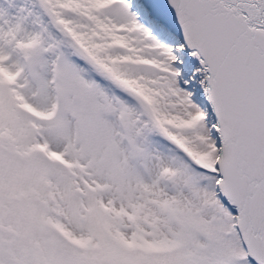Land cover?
Instances as JSON below:
<instances>
[{"label": "snow or ice", "instance_id": "snow-or-ice-1", "mask_svg": "<svg viewBox=\"0 0 264 264\" xmlns=\"http://www.w3.org/2000/svg\"><path fill=\"white\" fill-rule=\"evenodd\" d=\"M0 264H264V0H0Z\"/></svg>", "mask_w": 264, "mask_h": 264}]
</instances>
